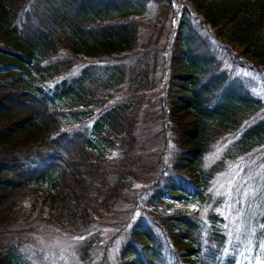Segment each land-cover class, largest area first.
Instances as JSON below:
<instances>
[{
    "label": "trees",
    "instance_id": "1",
    "mask_svg": "<svg viewBox=\"0 0 264 264\" xmlns=\"http://www.w3.org/2000/svg\"><path fill=\"white\" fill-rule=\"evenodd\" d=\"M0 58L27 76L0 80V264H49L46 233L69 238L59 264H262L264 193L210 185L264 169V0H0ZM145 120L161 147L136 192L146 169L97 146Z\"/></svg>",
    "mask_w": 264,
    "mask_h": 264
},
{
    "label": "rangeland",
    "instance_id": "2",
    "mask_svg": "<svg viewBox=\"0 0 264 264\" xmlns=\"http://www.w3.org/2000/svg\"><path fill=\"white\" fill-rule=\"evenodd\" d=\"M256 60V59H253ZM4 59L0 58V80L9 79V75H20L21 71L17 68H14L10 65H3L6 62H3ZM245 74L246 77H250L251 72H247ZM23 75V74H21ZM252 75V74H251ZM25 76V75H23ZM255 77V75H252ZM27 77V76H25ZM29 81V79H28ZM257 91L260 92L264 97V85L258 82V86L256 87ZM157 124L150 122V120H145L139 127L136 132L135 142L132 144L131 149H126L121 140H113L114 142L110 145H106L104 142L98 143L97 151L103 155L107 156H125L128 159H133L135 166L143 167L146 171H143L142 175L136 181H133L135 191L138 192L145 185L144 176L152 175L154 169L152 165L155 163L157 159L158 151L157 148L161 147V144L158 142V138H156L158 127ZM219 145H215L212 147V152L208 156L207 164H209L217 156H220L221 149L220 142H217ZM163 156L165 157L166 163L169 162L170 151L162 150ZM255 159H245L242 160L241 157L233 161H229L227 163V167L223 172L216 174V176L212 179V183L210 185V189L215 194H224L230 199V196H235L236 201L246 202L248 199L250 200L252 208H260L261 199L259 197L260 193L263 192L262 188V179H264V169H256V180H258V185H253L251 182L248 185L247 179L249 178V170L248 168ZM169 164V163H168ZM151 166V167H150ZM254 179V180H255ZM253 180V181H254ZM240 189V190H239ZM239 192L237 193V191ZM236 193L239 196H236ZM175 207L186 208L189 211H194L197 209L196 204L186 202L183 200H175L173 201ZM250 207V205H249ZM230 213V212H229ZM115 228H111L110 231H113ZM112 233V232H110ZM69 238L65 236H56L51 233H46L42 235L43 244L46 245L44 247L43 256L49 260V264H59L58 261L69 262L71 260V250L67 247L66 240ZM100 259L99 255L95 254L94 260L92 264H96L97 260Z\"/></svg>",
    "mask_w": 264,
    "mask_h": 264
},
{
    "label": "snow or ice",
    "instance_id": "3",
    "mask_svg": "<svg viewBox=\"0 0 264 264\" xmlns=\"http://www.w3.org/2000/svg\"><path fill=\"white\" fill-rule=\"evenodd\" d=\"M262 264H264V261H262Z\"/></svg>",
    "mask_w": 264,
    "mask_h": 264
}]
</instances>
